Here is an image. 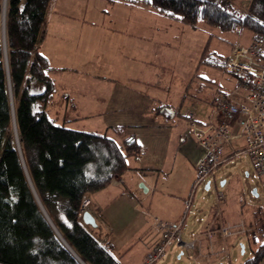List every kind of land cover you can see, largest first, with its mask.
I'll return each instance as SVG.
<instances>
[{"label":"crops","instance_id":"0c3cea01","mask_svg":"<svg viewBox=\"0 0 264 264\" xmlns=\"http://www.w3.org/2000/svg\"><path fill=\"white\" fill-rule=\"evenodd\" d=\"M93 4L98 5L100 16H89ZM115 6L127 7L129 13ZM139 8L145 11L146 25L144 13L132 12ZM149 14V6L125 0H54L38 43V52L53 67L50 76L56 102L49 112L59 108L63 126L73 130L114 137L110 127L126 126L125 136L135 139L143 150L140 158L128 160L130 169L122 177L115 176L111 186L90 194L89 212L97 225L88 226L80 217L120 264H141L158 243L154 217L173 224L182 221L184 201L190 196L204 151L194 138L185 137L187 113L150 92L156 88L153 80L165 75V66L162 76L150 68L155 52ZM212 111L213 105L198 120L207 121ZM233 145L238 148L240 142ZM212 205L200 214L193 212L189 221L190 208L183 222L187 239L211 224ZM224 217L230 221L225 212Z\"/></svg>","mask_w":264,"mask_h":264},{"label":"trees","instance_id":"16d2710c","mask_svg":"<svg viewBox=\"0 0 264 264\" xmlns=\"http://www.w3.org/2000/svg\"><path fill=\"white\" fill-rule=\"evenodd\" d=\"M22 1L8 0L6 10L17 133L37 196L70 249L45 219L14 142L0 35V264H120L79 216L90 194L111 186L115 176L122 177L130 169L128 160L140 158L143 150L135 139L125 137L124 126L110 127L112 137L57 125L49 117L56 87L50 76L53 67L38 52V43L54 0ZM125 1L149 6L189 26L203 22L223 32L246 29L264 36V0H248L243 14L229 0ZM248 240L256 248L241 264H263L264 241Z\"/></svg>","mask_w":264,"mask_h":264},{"label":"rangeland","instance_id":"374dc122","mask_svg":"<svg viewBox=\"0 0 264 264\" xmlns=\"http://www.w3.org/2000/svg\"><path fill=\"white\" fill-rule=\"evenodd\" d=\"M229 1L242 14L246 12L250 2L248 0ZM24 3L25 0L22 1V5ZM95 6L98 7L97 4ZM95 6L93 4L91 7L92 12L89 16H100ZM115 7L122 8L124 11L127 8ZM6 10L7 7L4 14L3 1L0 0L2 43L3 20L4 15H7ZM128 10H126L127 13H129ZM144 10L139 8L137 11H133L132 9V12L134 15L138 12L144 13L145 17ZM149 11V28L153 34V50L155 52L154 66L150 68L155 69L158 76H162V71L165 73L162 78L158 77L153 80V83H156V88L150 89L151 94H155L161 101L166 100L183 113L191 112L198 115L197 119L205 117L212 109L213 99L219 92L229 93L239 87V79L224 69L229 53L238 47H248L256 35L246 29L238 32H223L218 27L213 28L203 22L196 26H189L184 22L167 19L151 7H149ZM144 21L146 25V17ZM162 21H167L166 23L169 25L172 24L173 28L169 29L170 26L162 24ZM163 28L168 30L164 31ZM157 41L162 42L163 45L155 47ZM163 66L165 69L162 70ZM32 91L37 93L35 87H32ZM11 97L15 103L13 89ZM58 110L60 109L56 107L49 112V117L55 120L57 125L63 126V121L58 117ZM124 127L127 132L128 127ZM224 173L226 174L224 175ZM217 180L218 188L224 192L225 199L220 206L217 205L213 209V219L216 217L217 228L228 227L231 235L224 238L220 232H217L214 238L202 236L196 243L197 248L190 253L183 249H176L174 246L158 264H241L252 256V251L256 248V245L249 243L248 239L258 240L257 243L264 241V176L259 177L256 174L250 157L243 154L241 157L232 158L231 161L223 164ZM223 181L224 185H222ZM212 202L213 204L217 203L215 192L213 189L207 190L206 184L203 183L197 190L195 204L190 211L188 220L190 221L193 212L197 211L200 214L203 208H207ZM89 206L88 210H90ZM223 211L230 221L225 219ZM155 233L157 234L156 231ZM183 236L187 241L193 238L187 239L184 230ZM241 244L245 245L244 253H242ZM225 246L227 250L223 251ZM174 250L175 253L171 254V251ZM181 252L183 255H181V259H178ZM188 254H191L192 260L188 258Z\"/></svg>","mask_w":264,"mask_h":264},{"label":"built area","instance_id":"2783aa9c","mask_svg":"<svg viewBox=\"0 0 264 264\" xmlns=\"http://www.w3.org/2000/svg\"><path fill=\"white\" fill-rule=\"evenodd\" d=\"M2 1L5 12L8 0ZM224 69L239 79V87L233 92H219L214 97L213 111L207 121L200 122L191 112L186 114L188 132L185 137L194 138L204 150L196 165V181L192 185L190 196L184 201L185 215L180 223L173 224L158 216L153 218L159 240L142 264H158L174 246L190 253L197 248L196 243L202 236L214 238L217 232L224 238L231 235L228 227L217 228L215 217L192 240L187 241L183 236V222L203 183H209L208 190L213 189L215 192L217 203L212 205V209L223 203L225 194L218 188L217 178L224 163L246 154L250 157L256 174L264 176V36H255L248 47L233 49ZM237 141L240 142L238 148L233 145ZM89 204V201L83 203L81 214L89 211ZM226 250L225 246L223 251ZM188 258L192 260L191 254H188Z\"/></svg>","mask_w":264,"mask_h":264},{"label":"water","instance_id":"95a60500","mask_svg":"<svg viewBox=\"0 0 264 264\" xmlns=\"http://www.w3.org/2000/svg\"><path fill=\"white\" fill-rule=\"evenodd\" d=\"M4 12V11H3ZM5 14V12H4ZM5 18H6V15H4V20H3V29H2V39H3V49H4V56H5V69H6V76L8 78V89H9V100H11V110L13 111V122H14V130L13 132L15 133V139H14V142L15 144H17V148H18V151H19V155H21V159H22V162H23V166H25V160H24V155L22 154V150H21V146L20 144L18 143L17 141V136H18V133H17V126H16V122H15V111H14V102L12 100V97H11V93H12V89H11V82H10V73H9V66H8V56H7V45H6V39H7V34H6V23H5ZM25 169H26V175L28 177V180H29V185H30V188H32L33 190V194H34V197L37 198V201H38V204H39V207L40 209H42V212L44 214V217L46 220L49 221V223L51 224L52 228L54 231H56L57 235L62 239V241H64V243L68 246L67 242L63 239L61 233L59 231H57V228L53 222V220H51V218L49 217V214L48 212L46 211V209H44L42 203H41V200L40 198H38L37 196V193H36V190L35 188L33 187L32 185V182H31V179L30 177L28 176V170H27V166H25ZM225 182L223 181L222 182V185H224ZM209 183L206 185V189L208 190L209 189ZM256 192V191H255ZM81 219H83L84 223L88 226H96V218H94L93 214L90 213L89 211H85L83 212V214L81 215ZM242 245V253L245 252V245L241 244ZM68 248L70 249V247L68 246ZM181 255H183V252H181V254L178 256V259H181ZM264 264V263H263Z\"/></svg>","mask_w":264,"mask_h":264},{"label":"bare ground","instance_id":"6f19581e","mask_svg":"<svg viewBox=\"0 0 264 264\" xmlns=\"http://www.w3.org/2000/svg\"><path fill=\"white\" fill-rule=\"evenodd\" d=\"M17 141H18V143L20 144L19 134H18V136H17Z\"/></svg>","mask_w":264,"mask_h":264}]
</instances>
